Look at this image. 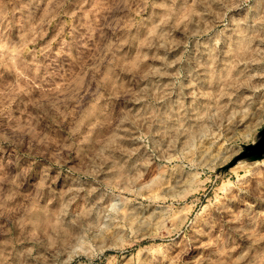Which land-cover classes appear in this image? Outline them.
Returning <instances> with one entry per match:
<instances>
[{
	"label": "rangeland",
	"instance_id": "374dc122",
	"mask_svg": "<svg viewBox=\"0 0 264 264\" xmlns=\"http://www.w3.org/2000/svg\"><path fill=\"white\" fill-rule=\"evenodd\" d=\"M0 264H264V0H0Z\"/></svg>",
	"mask_w": 264,
	"mask_h": 264
}]
</instances>
